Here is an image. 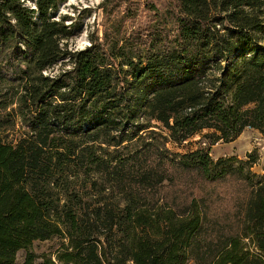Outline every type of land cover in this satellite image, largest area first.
<instances>
[{
	"label": "trees",
	"instance_id": "16d2710c",
	"mask_svg": "<svg viewBox=\"0 0 264 264\" xmlns=\"http://www.w3.org/2000/svg\"><path fill=\"white\" fill-rule=\"evenodd\" d=\"M37 3L34 20L0 0V62L20 52L23 63L17 98L1 104H16L6 119L24 128L0 131V264L53 237L61 246L39 264H264L254 154L172 155L156 140L119 151L152 121L166 142L264 133V0H147L145 23L109 17L78 50L50 15L57 0ZM67 57L70 68L45 73Z\"/></svg>",
	"mask_w": 264,
	"mask_h": 264
},
{
	"label": "rangeland",
	"instance_id": "374dc122",
	"mask_svg": "<svg viewBox=\"0 0 264 264\" xmlns=\"http://www.w3.org/2000/svg\"><path fill=\"white\" fill-rule=\"evenodd\" d=\"M23 6L35 9L33 19L39 20L38 0H20ZM147 0H57V7L50 11L54 19L63 20L70 26L72 32L68 39L69 49L78 50L90 45L98 37H102L104 28L109 17H120L124 13L128 14L126 28L131 29L140 23H145L148 19L144 8ZM107 11V12H106ZM106 15V17H105ZM133 16V17H131ZM23 66L22 55L17 52L14 60L0 62V131L4 135L8 132V139L17 138L24 129L20 119H16V124L12 126V117H7L8 109L3 108L6 100L16 99L17 91L21 88V82L16 79L15 71ZM71 67L70 57L60 60L53 68L46 71V74H58L62 70ZM153 127L140 133V137L131 142H125L120 147V153H127L140 147L145 141L156 140L161 146L166 148L172 155L187 153L197 149H205L210 156L217 160L224 157H235L240 160H247L248 154H254L258 160L253 165L252 171L255 173L264 172V133L257 129L247 128L235 140L224 142L222 140L213 143L210 131L205 130L194 135L183 143L165 141L161 135H167L161 124L152 121ZM6 127H9L7 132ZM155 132V133H154ZM160 133V134H159ZM155 138V139H154ZM61 239L53 237L49 240L35 241L29 250H20L17 254L18 264H22L28 252L35 253L39 264L44 257L54 256L61 246Z\"/></svg>",
	"mask_w": 264,
	"mask_h": 264
}]
</instances>
